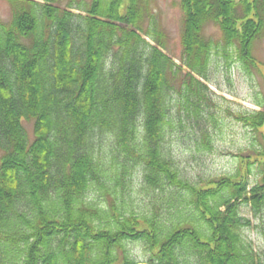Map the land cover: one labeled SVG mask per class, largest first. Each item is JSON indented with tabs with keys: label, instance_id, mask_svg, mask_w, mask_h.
<instances>
[{
	"label": "trees",
	"instance_id": "16d2710c",
	"mask_svg": "<svg viewBox=\"0 0 264 264\" xmlns=\"http://www.w3.org/2000/svg\"><path fill=\"white\" fill-rule=\"evenodd\" d=\"M5 1L0 264H264L240 212L264 210V93L259 109L231 112L258 141L235 173L192 182L166 148L175 128L213 148L211 59L262 72L264 0H180V63L164 51L156 0ZM136 184L150 197L141 215ZM134 242L145 263L128 255Z\"/></svg>",
	"mask_w": 264,
	"mask_h": 264
},
{
	"label": "rangeland",
	"instance_id": "374dc122",
	"mask_svg": "<svg viewBox=\"0 0 264 264\" xmlns=\"http://www.w3.org/2000/svg\"><path fill=\"white\" fill-rule=\"evenodd\" d=\"M65 4L66 0L63 2ZM154 10L168 35V49L164 51L180 63V0H156ZM0 17L4 21L10 18V6L5 0H0ZM206 34L221 37V32L214 26L207 27ZM253 53L263 63L262 72L248 73L234 59L228 64V60L221 55H214L211 59L209 74L219 87L212 82L207 83L216 95L215 106L212 108L213 115L217 118V122H213L211 127L213 148H198L192 138L193 131L189 128H175L166 142L169 156L175 161L182 176L192 182L201 183L235 173L239 166L238 155L252 152L253 147L258 146L254 133L231 115V112L243 108L259 109L255 102L264 93V39L255 44ZM23 124L32 137L33 122L24 120ZM104 141L108 142L109 137L105 136ZM258 177V170L254 169L250 182L255 183ZM133 189L129 201L132 211L138 215L148 213L149 195L139 184L134 185ZM240 212L250 220V226L243 231L245 238L264 259V210L255 214L249 205H243ZM127 250L131 258L141 263H145L150 255L149 250L139 242L129 243Z\"/></svg>",
	"mask_w": 264,
	"mask_h": 264
}]
</instances>
